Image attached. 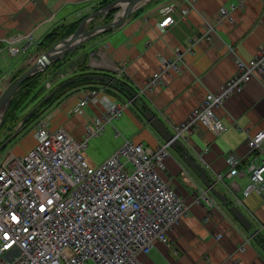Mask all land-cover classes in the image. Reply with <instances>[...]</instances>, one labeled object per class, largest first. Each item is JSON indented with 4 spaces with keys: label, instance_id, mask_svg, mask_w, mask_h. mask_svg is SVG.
Segmentation results:
<instances>
[{
    "label": "crops",
    "instance_id": "1",
    "mask_svg": "<svg viewBox=\"0 0 264 264\" xmlns=\"http://www.w3.org/2000/svg\"><path fill=\"white\" fill-rule=\"evenodd\" d=\"M102 1L0 0V92L12 75L22 70L25 63L28 65V55L37 53V45L46 35L62 26V33L71 31L82 19L98 11ZM239 3L241 5L230 12L229 18L216 27L212 40L202 37L205 20L221 7ZM168 4H174L176 11H188L184 16L174 14L176 24L160 29L161 10ZM103 18H96L93 25L103 23ZM27 36H31L35 45L27 41ZM263 44L264 0H151L135 10L119 29L85 43L84 50L70 62L83 59L86 53V66L92 74L117 77L132 89L142 87L157 72L160 59H172L175 50L182 51L185 55L183 70L170 72L171 76L164 79L165 84L146 92L135 104H129V112H123L112 122L116 123L113 125L120 135L113 134L111 124H106L102 132L110 137L114 135L117 145L126 139L157 148L165 142L142 117L139 107L142 111L150 110L173 132L206 94L218 92L235 74L236 59L247 62ZM9 45L24 47L26 52L11 57L6 53ZM121 65L124 72L117 73L116 68ZM128 89H124V94L129 93ZM90 90L97 91L99 97L120 94L115 95L119 99L117 103L127 100V95L117 93L112 84L106 82L64 93L69 95L59 99V107L52 109L48 118L58 117V128H64L76 140L84 137L91 120H104L106 115L100 100L86 104L82 113L74 112L80 98ZM215 112L227 130L217 135L207 128L197 127L186 136V147L212 178L222 175L216 189L247 216L253 231L259 230L264 237V201L254 193L248 197L243 195L249 181L247 139L259 131L264 132V76L248 82ZM102 134L93 136L88 144L92 141L103 144L104 139L99 137ZM117 145L107 151V156ZM170 154L161 175L185 200L189 210L180 224L167 232L169 243L156 241L148 254L140 255V260L144 264H264L263 246L236 222L226 206L218 203L211 207L204 201L195 202L198 191L187 186L180 173L185 170L198 190L207 192L206 188L176 153L170 151ZM230 154L240 158V173L226 177L229 171L226 159Z\"/></svg>",
    "mask_w": 264,
    "mask_h": 264
},
{
    "label": "built area",
    "instance_id": "2",
    "mask_svg": "<svg viewBox=\"0 0 264 264\" xmlns=\"http://www.w3.org/2000/svg\"><path fill=\"white\" fill-rule=\"evenodd\" d=\"M241 4L221 7L205 20L202 37L212 40L216 27ZM187 11H176L174 4L164 6L159 28L176 24L174 14L184 16ZM27 41L34 44L31 36ZM6 51L16 56L25 48L9 45ZM183 58V52L175 50L172 59H160L157 72L140 90L152 91L164 84L170 72H181ZM235 64V74L220 90L206 94L186 121L174 127L175 139L186 141L197 127L217 135L227 130L215 110L242 91L251 78L264 76V44L252 59H236ZM116 69L121 72L123 66ZM72 73H60L59 77ZM99 95L88 91L74 109L82 113L86 104L98 100L105 107L104 120H91L81 140L64 128L52 131L47 116L35 127L36 146L24 157L15 158L10 153L0 164V264H144L140 255L148 254L156 241L168 244L167 232L187 214L185 200L161 175L164 161L171 155L168 143L150 148L125 139L99 165L91 166L85 160L88 141L102 134L106 124L112 125L115 136L120 135L112 122L140 94L125 103ZM263 143V131L247 139L249 181L243 195L254 193L264 201ZM240 161L234 154L227 157L226 177L240 173ZM200 201L211 207L219 203L205 191L196 193L195 202Z\"/></svg>",
    "mask_w": 264,
    "mask_h": 264
},
{
    "label": "water",
    "instance_id": "3",
    "mask_svg": "<svg viewBox=\"0 0 264 264\" xmlns=\"http://www.w3.org/2000/svg\"><path fill=\"white\" fill-rule=\"evenodd\" d=\"M151 0H113L108 3L100 10L88 15L79 23L76 30L68 37L57 41L49 49L44 51L40 57L30 65L23 73L10 82V84L2 91L0 95V130L4 124L5 114L8 110V107L14 97V95L21 88L22 84L25 83L29 78L35 76L36 74L44 71L48 66L57 62L70 51L75 48L83 45L98 35L103 34L107 30L119 29L129 16L137 10L139 7L148 3ZM123 3H127L126 8L123 10ZM116 11L113 19L110 22H104L100 25H95L90 27V23L100 16H106L109 12ZM91 80H100L105 81L107 84L115 83V79L111 76H105L101 74H91ZM62 85L54 88L37 106H35L30 112L23 116L19 126L22 127L24 123L33 116L37 109L45 104L61 87ZM118 91V88L116 89ZM142 117L149 123V125L157 132V134L162 138L165 143H168L170 150L176 153L181 159L182 162L194 173V175L200 180L202 185L206 188L207 192L213 195L219 200L223 206L228 205V198L222 195L217 189V182L222 181L213 178L209 175L204 166H202L194 156L188 151L186 147V141H179L174 138L173 132H171L164 123L154 115L150 110H141ZM8 140L0 146L4 147L7 144ZM181 178L185 184L195 191L198 190V185L189 177V174L183 170L181 173ZM228 211L236 222L241 225L244 230L250 234V237L255 239L257 235H260L259 230L253 231V224L247 218V216L241 212V210L236 206L232 205L229 207ZM264 248V245H263ZM264 250V249H263Z\"/></svg>",
    "mask_w": 264,
    "mask_h": 264
},
{
    "label": "rangeland",
    "instance_id": "4",
    "mask_svg": "<svg viewBox=\"0 0 264 264\" xmlns=\"http://www.w3.org/2000/svg\"><path fill=\"white\" fill-rule=\"evenodd\" d=\"M112 2V1H111ZM125 6V5H124ZM124 6H123V8H124ZM104 7V6H103ZM102 8V7H101ZM100 8V9H101ZM99 9V10H100ZM115 15V14H114ZM100 17H103V16H100ZM114 17V16H113ZM104 18H105V16H104ZM104 18H103V20H104ZM95 21V20H94ZM93 21V22H94ZM93 22L90 24V27H92V26H95V25H93ZM104 23V22H103ZM102 24V23H101ZM98 25H100V24H98ZM159 27V26H158ZM104 34V33H103ZM204 34V30H203V33H202V35ZM207 40V39H206ZM209 41V40H208ZM31 44V43H30ZM32 45H35V43L34 44H32ZM84 45V44H83ZM83 45H80L79 47H81V46H83ZM79 47H77V48H79ZM77 48H75L74 50H72V51H70L68 54H66V55H69V58H73L78 52H82L83 50H84V48H81V49H77ZM259 50V49H258ZM24 52H26V48H25V51H23V52H21V53H24ZM182 52V51H181ZM7 53V52H6ZM21 53H19V54H21ZM43 53V52H42ZM41 53V54H42ZM8 54V53H7ZM18 54V55H19ZM39 54L40 53H32V54H29L28 56H36V57H39ZM40 54V55H41ZM85 54V53H84ZM184 54V53H183ZM79 55V54H78ZM77 55V56H78ZM256 55V54H255ZM17 56V55H16ZM16 56H11V57H16ZM77 56H75V57H77ZM185 56V55H184ZM35 57V58H36ZM65 57V56H64ZM63 57V58H64ZM74 57V58H75ZM63 58H61V59H63ZM34 59V58H33ZM33 59L32 58H30V60H32L33 61ZM60 59V60H61ZM80 59H82V58H78V59H76V60H74V61H72V62H70V64H69V66L66 68V69H60L58 72H56V73H54L53 71H51V69H49V70H47V71H42V72H40L43 76H49L48 77V81L46 80L45 82H44V86H46V84H47V82H49V87H47L46 86V89L48 90V92L46 91V94H32V97L34 98V100H31V101H28L27 102V104H25V106L23 107V109L19 112V114H18V117H19V119H20V122H21V118H23V116H25L28 112H30L35 106H37L39 103H41L42 102V100L48 95L47 93H49L51 90H53V88L55 87H53V86H51L52 85V83H55V82H59V81H62V80H65L66 79V77L65 78H63V79H60V77H59V74L60 73H62V74H67L68 72H70V71H75V70H77L78 69V66H77V64H76V61H81ZM184 59V58H183ZM252 59V58H251ZM30 60H28V65L25 63V65L27 66V67H29V61ZM67 60H69V59H67ZM83 60V59H82ZM31 61V62H32ZM249 61V60H248ZM26 62H27V57H26ZM185 64V62H183V65ZM30 65H32V64H30ZM25 66V67H26ZM24 67V68H25ZM26 67V68H27ZM23 68V69H24ZM89 69V68H88ZM183 70V66H182V69H181V71ZM110 72V74H112V75H116V74H113L114 72L113 71H111V70H109ZM19 72V71H18ZM17 72V73H18ZM112 72V73H111ZM16 73V74H17ZM40 73H38V74H40ZM16 74H14V75H12L11 76V79H10V82H11V80L14 78V76L16 75ZM70 76H72V75H70ZM107 76H110V75H108L107 74ZM112 77V76H111ZM232 77V76H231ZM113 79H117V77H114ZM253 79H255V78H251L250 80H249V82L251 81V80H253ZM98 81H100V80H98ZM120 81H121V79H120ZM122 83H124L125 84V86H127L128 88H130L128 85H126V83L124 82V81H121ZM8 83V82H7ZM6 83V84H7ZM164 84H165V82H164ZM117 87H119L120 89L121 88H123L122 87V85H118ZM6 88V87H5ZM4 88V89H5ZM140 88L141 87H139V88H132V89H128V91H129V93L130 94H134V96H137L138 94H140L139 96H137L136 98H135V100H134V102H133V104H135L136 102H137V100H138V98H142V96L144 95V94H146V92H152V91H142V90H140ZM3 89V90H4ZM2 90V91H3ZM2 91L0 92V95H1V93H2ZM121 91H117V93H120ZM241 92V91H240ZM240 92H237V93H240ZM234 94H236V93H234ZM233 94V95H234ZM69 95V94H68ZM68 95H66V96H64V97H67ZM118 96V95H120V94H106V96L110 99V100H112V101H116V102H119V99L116 97V96ZM122 95H125V94H122ZM35 96V97H34ZM54 96V95H53ZM133 96V97H134ZM64 97H62V98H64ZM61 99V98H60ZM127 100H126V102L128 101V99H131V98H126ZM60 102H59V100H57L52 106H50V107H48V108H43L42 107V105L39 107V109H40V113H39V115L31 122V123H29V124H27L26 126H22V127H20L19 126V124H20V122L19 123H9V124H7V125H5V127L4 126H2L1 127V130H0V143H2V145L6 142V140H8V142H7V144L4 146V147H2V148H0V164L5 160V158H6V156H8L10 153L15 157V158H17V157H24L31 149H33L35 146H36V144H37V138H36V136H35V132H36V129H35V127H36V125L41 121V120H43L44 118H46L47 116H49V115H51V113H52V109H54V108H58L59 107V104ZM125 103V102H124ZM38 109V110H39ZM37 110V111H38ZM124 112H129V109L127 108V109H125L124 110ZM49 114V115H48ZM50 124H51V130L52 131H55L58 127H59V118L57 117L56 119H55V116H53V117H51V119H50ZM113 124H116L115 122L113 123ZM113 132V131H112ZM113 134H114V132H113ZM99 137H101L102 139H104V143L102 144L101 142H100V144H97L95 141H92V142H89V144H88V146L85 148V150H84V152H83V155H84V158H85V160L91 165V166H97V165H99L100 163H102L103 161H105L107 158H109L112 154H113V152H111V153H109V155L107 156V154H108V150L109 149H112V148H114L115 147V145H117V143H116V141L113 139V137H114V135H113V137H110V135H107L106 134V132L104 133V134H102L101 136H99ZM133 142H135V141H133ZM116 147H120V145H117ZM107 156V158H105ZM88 264H93V263H91V262H89Z\"/></svg>",
    "mask_w": 264,
    "mask_h": 264
},
{
    "label": "trees",
    "instance_id": "5",
    "mask_svg": "<svg viewBox=\"0 0 264 264\" xmlns=\"http://www.w3.org/2000/svg\"><path fill=\"white\" fill-rule=\"evenodd\" d=\"M111 1H113V0H103L99 4L100 8L105 6V5H107ZM115 12L116 11L109 12L105 16L104 22H110L113 19V16H114ZM78 25L79 24H76L71 31L64 32V33L61 32L63 26L54 29L52 32H50L48 35H46L44 37L42 42H40L37 45L36 52L42 53V52L46 51L47 49H49L57 41L70 36L72 34V32L74 30H76ZM109 31H112V30H107L104 33L109 32ZM81 48H83V46H81V47H79L77 49H81ZM77 54L75 56H77ZM35 57L36 56H34V57L31 56V55L28 56V60H30V58H32V59L34 58L33 61L32 60L29 61V66H30V64H33L34 62H36L37 59L40 57V55H39V57H36V58ZM67 59H69V60H67ZM86 59H87V54L85 53V57L83 58V60H81V61L78 60L77 61L78 69L75 70L72 73V76L68 77L65 80H62V81H59V82L57 81L55 83H52V86L53 87L55 86L54 88H57L60 85H62V86L54 94V96H52L45 104L42 105L43 108H48V107L52 106L57 100H59L60 98L66 96V95H68V94H64L66 92L68 93V92H70V91H72L74 89H78V88H80L82 86H85V85H88V84H98V83L99 84H104L105 81H98V80H91L90 79L89 76L92 74V72H90L89 69L86 66ZM70 61H71V58H69V55H66L63 59L58 60L57 62H55V63L51 64L50 66H48L45 71L51 69V71L56 73L61 68H63V66L66 63H69ZM27 68H24V69L20 70L14 76V78L12 80H14L16 77H18ZM102 74L107 76V74H104V73H102ZM48 77L49 76H43L41 73L40 74H36L35 76L29 78L25 83L22 84L21 88L14 95V97H13V99H12V101H11L9 107H8V110H7L6 114H5V119H4V124H3L4 127H5V125H7L9 123H16V122L19 123L20 122L18 114L23 109L25 104H27L28 101L34 100V98L32 97V94H46V91L48 92V90L46 89V86H44V82L48 79ZM115 80L116 81H115L114 84L113 83H110V84H112L114 89L118 88V90L121 91L124 94V89H128V87L125 86V84L122 83L120 80H118V79H115ZM9 84H10V82H8L6 84V87ZM118 85H122L123 88L120 89L119 87H117ZM49 93H47V94H49ZM125 95H127L128 98H132L134 96V94H130V93H126ZM39 113H40V109L38 111H36V113L33 116H31L29 119H27V121L24 123L23 126H26L27 124L31 123L39 115ZM1 145H2V143H0V146ZM232 205H233V203L231 202V200H228V205L226 206L227 209H229V207L232 206ZM255 241L260 246L264 245V237L261 234L257 235L255 237Z\"/></svg>",
    "mask_w": 264,
    "mask_h": 264
},
{
    "label": "bare ground",
    "instance_id": "6",
    "mask_svg": "<svg viewBox=\"0 0 264 264\" xmlns=\"http://www.w3.org/2000/svg\"><path fill=\"white\" fill-rule=\"evenodd\" d=\"M122 6H124V8H123V10H124L126 8V6H127V3H123Z\"/></svg>",
    "mask_w": 264,
    "mask_h": 264
},
{
    "label": "flooded vegetation",
    "instance_id": "7",
    "mask_svg": "<svg viewBox=\"0 0 264 264\" xmlns=\"http://www.w3.org/2000/svg\"><path fill=\"white\" fill-rule=\"evenodd\" d=\"M39 109V108H38Z\"/></svg>",
    "mask_w": 264,
    "mask_h": 264
}]
</instances>
